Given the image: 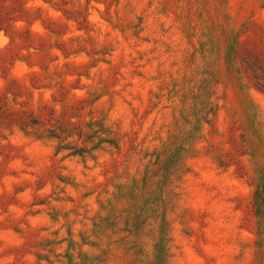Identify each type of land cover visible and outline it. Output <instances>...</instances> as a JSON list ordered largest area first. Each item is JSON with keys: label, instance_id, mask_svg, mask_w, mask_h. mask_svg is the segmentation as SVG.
<instances>
[{"label": "rangeland", "instance_id": "obj_1", "mask_svg": "<svg viewBox=\"0 0 264 264\" xmlns=\"http://www.w3.org/2000/svg\"><path fill=\"white\" fill-rule=\"evenodd\" d=\"M0 264H264V0H0Z\"/></svg>", "mask_w": 264, "mask_h": 264}]
</instances>
